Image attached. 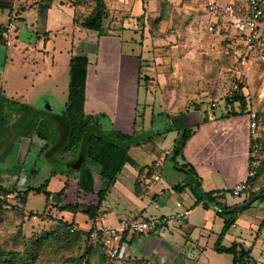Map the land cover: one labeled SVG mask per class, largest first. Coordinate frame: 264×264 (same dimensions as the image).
I'll list each match as a JSON object with an SVG mask.
<instances>
[{
    "label": "rangeland",
    "instance_id": "obj_1",
    "mask_svg": "<svg viewBox=\"0 0 264 264\" xmlns=\"http://www.w3.org/2000/svg\"><path fill=\"white\" fill-rule=\"evenodd\" d=\"M57 1L47 0L52 5L54 4L49 17L51 22L58 18L57 22L60 21L62 26L65 25L60 32H55L54 38L47 44L50 54H56L58 59L57 68L59 69L56 70V73H54L51 57L43 50L45 48L44 37L38 38L36 33L31 31V25L26 21L18 20L19 28L17 33L15 32L12 36L10 46L5 42H0V69L3 70L0 79L2 88L5 90V92L1 90L0 94L8 95L11 100L8 102L0 99V183L6 186L17 184L20 189L24 190L27 184L40 185L54 170L49 188L58 192L64 183L69 185L66 193L61 196L53 192L54 194L48 204H45L43 194H35L32 191V194L30 192L27 197L26 204L14 195H10L8 197L10 205H0V258L1 262L5 264H22L26 258L25 252L29 244L36 242L39 237L45 236L47 232H52L58 228L57 220L60 217L58 207L65 202H75L81 197L77 193L81 171L73 168L77 161L76 156L79 159H84L89 164L85 157V147L88 134L93 131L92 127L88 130L78 149L63 152L62 146L67 141L69 134V122L62 106L54 100L50 102L53 105L51 116L44 118L46 119L45 125L48 132L52 130V137L55 139L54 145L45 148L41 152L38 146L42 142L37 138L35 132L33 136H26L24 133L31 121L37 116L38 106L42 105L41 102H44L43 100L37 102V104L32 102L36 94L35 86L38 82L48 80L54 76L58 77L60 87L64 85L65 81L67 84L69 82V68L67 64L65 67V62H63L65 50L62 54L58 53V50L63 49L66 43L62 39L64 31L66 34L71 33L73 6L76 7L75 15H77V18L75 20L79 25L96 7V0H67L72 6L68 3L59 5V1ZM112 1L114 0H105L107 6V15L104 19L105 29L107 30L110 26H113L115 21L119 26L125 23L126 28H124L126 30L122 29L121 33L123 36L128 37L132 26H137V30L144 32L145 40L144 42L139 40L141 36L139 34L138 39L136 38L137 44L134 47L142 48L143 45V48H149V55L143 60L145 69L153 65L156 67L154 69L156 74L153 76L145 74L141 78V84L137 90V126L140 125V119L145 108H147L146 113L148 114L149 110L154 112L152 129L146 133L145 137L140 138L142 141L140 144L132 145L133 148L139 146L136 148L138 155L143 154L142 156H145L148 161L155 158H161L163 161V157H161L163 154L160 150L161 144L158 143L157 145L158 132L170 124L176 125L179 114L186 119L187 111H183L186 109H190V113L198 116H203L204 113L207 114L208 111L212 110L219 113L225 108V98L231 93L233 86L238 84L239 88L241 85L243 86L244 89L242 90L248 96L249 105L257 112L258 116V138L253 140V145L257 143L258 146L256 154L258 166L255 179L262 181L264 178V45L261 48L248 46L231 27L227 35L218 33L216 31L218 28L210 26L209 20L207 21L204 16V0H173L175 3L172 4L169 0H159V5L157 4L158 0H133L138 6H142L143 3L145 10L142 15L137 17V20H130L135 16L131 15L132 11L129 7H121L118 3ZM8 12V9L0 7V23L8 22ZM28 14L31 17V12ZM159 34L165 39L163 46L156 44L155 38L159 37ZM112 38L114 41H109L106 35L100 37V54L96 59L97 61L95 60L98 65L91 64L89 68L87 92L91 105L95 98L93 92L95 81L104 79L109 85L112 79L118 77L117 69L108 67V63L117 60L118 57L117 55L108 54L106 51V48L118 47L119 37L112 36ZM152 40L154 42L153 46L151 45ZM53 46L57 48H53ZM161 48L163 49L161 50ZM83 49L85 48L77 49L75 53L87 55V51L83 52ZM126 60L124 58V61ZM160 60L163 61V65L157 63ZM126 63L128 62L122 64L121 78L123 80L133 79V75L132 78L128 75L129 68ZM131 67L130 71H132ZM146 83H150L152 88H149L152 91H146ZM130 89L133 96V87H130ZM125 93L129 96L127 91ZM111 99H116L115 95L106 97L105 101ZM147 99L148 106L144 103ZM121 100L125 101L123 92L121 93ZM213 102L216 103L215 106H212ZM21 104H30L32 109H19ZM90 104L88 108H90ZM226 108L229 110V106ZM171 112H174L172 117L163 115ZM38 115L41 118L44 116ZM102 116L97 118L101 119V127L107 130V123L101 118ZM150 119L147 116L146 121H150ZM109 129L107 133L113 131ZM140 134L143 135L142 133L136 134L138 139ZM172 136V134L169 135V137ZM165 144L167 145V142ZM6 146L9 148L7 152L4 151V149H7ZM132 151L134 154L135 151ZM163 162L164 173L166 177L170 178L173 174L172 164L169 160ZM33 168H36L37 172L30 175V170ZM92 176L95 183L98 184L99 173L94 170ZM125 176L119 188L124 190L129 199L138 202L151 197V194L141 195L138 192L139 186L136 184L135 179L130 177L128 173ZM116 191L118 193L117 189ZM117 193L113 192L112 196L110 195L109 204L103 205V209L106 210L104 217L97 219L98 215L92 219L82 211H78L76 222L79 226L86 230L93 228L94 225L103 229L117 228L120 224V218H122V214L117 210V205H114L112 201L118 199L114 196ZM247 193L245 190L235 198L229 194L227 196L230 199H241L246 198ZM98 198V187H95L81 199V205L86 206L89 203H96ZM257 206L256 209L264 206V200L261 203L259 202ZM35 213L37 215H34ZM42 213H44L43 216H41ZM229 238L230 235L226 237L225 245H230ZM212 241V238H209L207 245L203 242L199 245L203 249L204 260L198 264H232L231 255L216 252L212 248ZM50 242L51 238L45 239V244L42 245L40 250L38 245H34L37 251V259L33 264H72L70 263L72 258L80 254L84 247L82 244L81 247L69 244L60 246L58 243L52 244ZM90 246L92 248L90 254L92 257H90L91 264H116L104 254L98 244L90 243ZM172 249L174 250L169 255L167 263V256L160 254L155 257L151 253L153 251L150 252L147 259L150 264L194 263L192 259L184 257L178 248L175 249L172 246ZM9 259L14 261L9 262Z\"/></svg>",
    "mask_w": 264,
    "mask_h": 264
},
{
    "label": "crops",
    "instance_id": "obj_2",
    "mask_svg": "<svg viewBox=\"0 0 264 264\" xmlns=\"http://www.w3.org/2000/svg\"><path fill=\"white\" fill-rule=\"evenodd\" d=\"M58 1L59 5H65L67 3L71 5L68 1ZM169 1L171 4L175 3L173 0ZM205 1L206 0H204L203 3L205 12L204 16L208 21L209 17L206 13ZM217 1L220 3H226L230 0ZM0 2L7 3L11 6L2 7L0 5V7L6 8L9 11L8 22L0 24L7 25L10 21H13L15 22L17 28L10 37L5 34L6 32H4L3 36L5 41L0 40V42H5L8 46H10L12 44V36L15 32L17 33L19 28L18 20L20 19L22 21H26L31 25V31L35 32L38 38L41 36L44 37L45 48H43V50L51 57L54 73H56V70L59 69L57 68L58 59L56 54H50V50L47 49V44L54 38L55 32H60L65 25L62 26L60 21L57 22L58 18H56L54 22H51L49 17L54 4L52 5V3L47 2V0H0ZM112 2L118 3L121 7H129L132 11L131 15L135 16V18H131L130 20H137V17L145 12L143 3L141 4L142 6H138V4H136L133 0H114ZM165 3L167 2L165 1ZM157 4L159 5V0L157 1ZM145 6L148 8L147 5ZM73 7L71 33L66 34L64 31L62 39L66 43L63 49L58 50V53L62 54L65 50L63 62H65V67L67 64L68 68H70V60L74 55H84L75 53V50L85 48L82 51H87V55L85 56L89 59V66L85 112L87 115H91L93 117L92 129L99 133H107L108 128H110L109 130L120 131L128 134L133 132L136 134L142 133L143 135L141 136L140 134L139 139L137 138V135H135L136 138H133L131 141L133 145H137V143L140 144L142 142L140 138L145 137L146 133L153 127L154 112L149 110L150 112L148 114L146 113L147 108H145L140 119V125L137 126V90L141 84V78L145 74L152 76L156 74L154 71L156 67L154 65L146 67L147 70L144 66L143 60L148 57L149 48H143V45L142 48H135L136 46L134 47V45L137 44L136 38L139 34L141 35L139 40L144 42V32L142 30H137V26H132L130 35L125 37L121 33L122 29L126 30L125 23L119 26L118 23L116 24L117 21H115L113 26H110L103 34H100L98 31L86 29L79 25L75 21V18H77V15H75L76 7ZM30 12L31 17L28 14ZM29 18L30 20H28ZM127 21L129 20L127 19ZM260 28L261 38L255 45H251L252 48H261V46L264 45V18L260 22ZM216 31L220 33L219 30ZM234 32L237 33L235 30ZM103 35L108 36L109 41H114L112 36L119 37L120 39L118 41L117 48H106L108 54L110 53L111 55L118 56L117 60L113 62L110 61L108 63V67L110 69H117L118 77L112 79L109 85L104 79L95 81L93 84L95 98L93 100V104L91 105V100L87 92L89 68L91 64L96 66L98 65L96 59L100 54V37ZM155 39L158 46L164 45L165 39L162 35L159 34V37ZM240 39L245 42L242 37H240ZM8 40H10V44L7 43ZM153 43L154 42L152 40V46ZM53 48L57 47L53 46ZM162 49L163 48H161V50ZM124 58L127 60L124 61ZM125 62H128L126 63V66L129 68L128 75L131 76V78L133 75V79L128 78L123 80L121 78V68L122 64ZM157 63L159 65L164 64L162 60ZM132 65L133 67H131ZM130 67L132 71H130ZM2 72L3 70L0 69V77L2 76ZM58 81V77L54 76L48 80L38 82L37 86H35L36 94L32 99V102H34L33 104H37V102L39 103L41 100L44 101L41 102L42 105H39V109H37L40 115H44L42 118L51 116L50 114L53 109V105H51L50 102H52V100L59 103V105L64 109L68 98L69 82L67 84L65 81L64 85L60 87V82ZM146 85V91H152V89H150L152 88L150 87V83H146ZM130 87H133V96L130 93ZM1 90L5 92L2 88L0 79V92H2ZM126 91L129 96L125 93ZM122 92L125 97V101L121 100ZM4 95L8 97V95ZM112 95H115L116 99L105 101L106 97H111ZM144 103L148 106V99L145 100ZM89 104L91 105L89 106L90 108H88ZM150 108L152 109V107ZM236 108L238 109V107ZM227 110L228 109L225 107L219 113L213 110L208 111L206 119H204L206 115L205 113L203 116H198L197 114L190 113V109L183 110L187 111L186 119L183 117L184 127L188 128L192 126L193 131L183 148V154L176 157L175 160L172 159L174 153V143L175 139L178 138L182 132H179L177 127L171 124L158 132L157 145L158 143L161 144L160 150L163 154L161 157H163V161L169 160L172 164L171 169L173 174H171L170 178L166 177L164 173V162L161 158H155L154 160L151 159L148 161L145 156H142L143 154L138 155L139 153L136 151V148L139 146H136L135 148L132 146L130 147L129 154L132 157V161L125 164L123 170L119 173L115 184L111 187L106 195V199L102 203L97 219L104 217L106 210L103 209V205L109 204L108 201L111 198L112 193H117V189V194L119 195L115 194L114 196L118 199L112 201L114 202V205H117L118 212L122 214L120 222L134 218L139 220L156 219L158 221L157 228L154 231L124 233L125 239L123 241H127L129 243L130 253L132 257H134L133 261H148V255L151 251H153L151 253L155 257H158L160 254L165 255V257L167 256V263L169 261V255H171L173 252L172 250H174L172 249L173 246L175 249L178 248V250H181L184 257L192 259L194 262L193 264H198L204 260L203 249L199 246L201 242L207 245L209 238H212V248L214 249V244L221 233L225 219L217 214L216 206L212 203H210L207 208L204 207L202 203H196V196L191 187L185 185L189 180L194 181V177L189 173V169L185 165L187 164L195 169L202 190H216L218 202L229 207L230 211L237 212L236 220L227 232L229 234L226 233L223 237V244L226 237L230 235V245L233 241H239L244 243L245 246L251 248V256L253 259L252 264H264V225L261 227L262 220L264 219V206L256 209L259 202L261 203V201L264 200V197H262V195H258L257 193L260 189H264V178L262 181H258L255 179L257 177L256 175L254 179L252 178L250 180V187L246 189L248 192L246 198L230 199L227 196L229 194L235 198L241 195H234L233 188L246 177L250 167V147L252 137L250 132L249 114L250 111L254 110L251 106H249L245 113L226 115ZM104 111L107 112L104 113ZM101 115H103L101 118L107 123V130H104L103 127H101V119L99 120L97 118ZM163 115L166 117H172L174 112H171L170 114L164 113ZM147 116L151 118L150 121H146ZM179 116L181 115L179 114L178 117ZM171 134L173 136L169 137ZM37 138L40 139V142H42L39 144L40 146H38L40 151L41 148L44 147L46 140L41 139L38 136ZM166 142L167 145L165 144ZM132 150L135 151L134 154L132 153ZM76 159L77 161L81 160L80 165L84 162V159H79L78 156H76ZM157 161L161 162V166L159 168H155L154 166ZM79 166L76 168L78 169ZM87 166L91 170L93 169V171L95 170L98 172L100 176L99 166L92 165L91 163L87 164ZM87 168H84L80 173V183L85 181V176L88 173ZM93 171H91L92 174ZM156 172L161 174V179L158 181L153 179ZM126 173L130 174V177L135 179L136 184L139 186L138 192L141 195L147 196L148 194H151V197L146 200L142 199L138 202L132 201L133 199H129V196L124 193V190L119 188V185L126 177ZM100 185L101 177L99 178L98 184H96L94 180V188L98 187L99 189ZM176 185L184 186L181 189L176 190ZM64 186L67 191L69 185L64 183L61 188ZM89 192L90 191L80 189L78 194L81 197L78 198V201L82 203L81 199L84 198L86 194H89ZM251 192H255L257 195L253 197L251 196ZM64 204H66V202ZM76 214L77 212H61V215H64L66 219H74L75 222ZM76 224L79 226L77 222ZM94 227L101 228L97 225H94ZM117 242L118 240L116 239L113 244H116ZM186 245L188 246L186 247ZM229 255H231V262L233 264V255Z\"/></svg>",
    "mask_w": 264,
    "mask_h": 264
},
{
    "label": "trees",
    "instance_id": "obj_3",
    "mask_svg": "<svg viewBox=\"0 0 264 264\" xmlns=\"http://www.w3.org/2000/svg\"><path fill=\"white\" fill-rule=\"evenodd\" d=\"M67 1V0H61ZM2 7H11L7 3H1ZM107 15V6L105 0H96V7L90 12L84 20L80 23L82 27L90 30L98 31L100 34L106 32L104 26V19ZM76 21V20H75ZM8 24H0V40L5 41L3 33L6 32ZM230 25L221 26L218 28L221 34L227 35V32L230 30ZM88 66L89 59L85 55H74L70 60L69 68V88H68V98L64 106L63 112L66 115L69 122V134L67 141L62 146L63 152H71L78 149L88 130L91 129L93 125V117L87 115L85 112V103L87 100L86 87H87V76H88ZM243 86L239 90H232L231 93L225 98L226 104L225 107L229 106L226 115H236L245 113L248 109L249 99L247 94L242 90ZM0 99L10 102L11 100L4 94H0ZM15 104V102H13ZM239 105V106H238ZM238 107V109L236 107ZM32 109L30 104H21L19 109ZM37 111V110H36ZM39 111H37V116L31 121L28 125V129L24 132L26 136H33L35 134L41 138L45 139L46 143L41 152L51 147L55 143L54 137H52V130L48 132V128L45 125L46 119L39 117ZM207 114L205 115L206 119ZM178 121L175 125L179 132H182L178 138L175 139L174 143V153L172 159L175 160L176 157L183 154V148L190 138L193 129L185 128L184 121L182 116L177 117ZM136 133L131 134L123 133L120 131H112L111 133H99L97 131H91L88 134L86 139L85 147V157L92 165H97L100 168V177L101 185L98 189V200L96 203H89L86 206H82L78 201L69 202L66 204H61L58 207L60 212V217L58 222V228L54 229L52 232H47L45 236L39 237L36 242L30 243L27 251L25 252V260L22 264H33L37 259V251L34 245L42 248V245L45 244V239H50L52 244H59L63 246L64 244L69 245H84L80 254L72 258L70 263L72 264H91L90 257L92 253V248L90 246V236L93 228L83 229L77 226L74 219L68 220L64 215H61L63 211H69L76 213L82 211L89 218H95L100 213V208L103 201L106 199V195L115 184L119 173L123 170L125 164L132 161V157L129 154V149L133 145L131 141L135 137ZM253 139H251L250 153L252 152ZM139 144V143H137ZM7 148V146H6ZM9 148L5 152H7ZM251 160V155H250ZM189 173L194 177V181L189 180L185 185L191 187L192 191L196 196V203H202L204 207H209V204L212 203L216 206L217 214L225 219L224 226L219 234L218 239L214 244V249L219 253H229L233 255V264H252L253 259L251 256V248L245 246L244 243L239 241H233L231 245L226 246L222 244L224 235L230 229L232 224L235 222L237 217V212H232L229 210V207L222 205L218 202L217 191H204L201 188L200 182L197 178V173L192 166L185 164ZM87 163L84 161L78 168V171L86 169ZM88 173L85 176V181L79 184L78 193L80 189L86 191H92L94 189V178L91 173V169L88 167ZM37 172L36 168L30 170V175ZM54 170L51 172L50 176L45 178L44 181L38 186H32L27 184L24 190L20 189L17 184L6 186L0 183V205H10L8 202V197L14 195L22 203H27V197L30 192L35 194H43L45 196V204L51 199V196L54 194L48 188L51 176L53 175ZM21 174V173H19ZM257 175V174H256ZM255 178V177H254ZM184 185H176L175 189L179 190ZM66 192V187L64 186L58 192H55L57 195H63ZM258 195L264 197V189H260L257 192ZM257 194L251 192V196L255 197ZM34 215H37L35 213ZM44 213L41 214L43 216ZM56 217V216H54ZM264 225V219L262 220L261 227ZM50 236V238H49ZM125 239V235L122 240ZM87 243V244H86ZM89 244V245H88ZM92 244V243H91ZM87 246V247H86ZM101 250L104 252L103 247L98 244ZM106 255V253L104 252ZM32 255V257H31ZM22 257V256H21ZM92 258V257H91ZM8 261V260H7ZM14 260L9 259V262ZM0 264H5L1 262Z\"/></svg>",
    "mask_w": 264,
    "mask_h": 264
},
{
    "label": "built area",
    "instance_id": "obj_4",
    "mask_svg": "<svg viewBox=\"0 0 264 264\" xmlns=\"http://www.w3.org/2000/svg\"><path fill=\"white\" fill-rule=\"evenodd\" d=\"M206 13L209 17L210 26L221 27L230 25L248 45H255L261 38L260 22L264 18V0H230L226 3H220L217 0L205 1ZM16 24L13 21L8 23L6 35L9 37L16 30ZM10 44V40L7 41ZM233 90H239V85L235 84ZM216 103H212L215 106ZM250 132L253 140L258 138V116L255 111H250ZM251 152L250 167L247 175L233 188L234 195H240L243 191L250 187V180L257 174L258 160L256 154L258 152L257 143L253 145ZM155 168L161 166V162L155 163ZM155 181L161 179V174L156 172L153 176ZM158 221L130 219L120 222L117 228H98L94 227L90 242L100 244L106 255L116 264H150L149 261H133L130 253V245L127 241H123V235L128 233L150 232L157 228ZM116 244H113L115 240Z\"/></svg>",
    "mask_w": 264,
    "mask_h": 264
},
{
    "label": "water",
    "instance_id": "obj_5",
    "mask_svg": "<svg viewBox=\"0 0 264 264\" xmlns=\"http://www.w3.org/2000/svg\"><path fill=\"white\" fill-rule=\"evenodd\" d=\"M80 163H81V160L77 161L76 164L73 165V168L78 167L80 165Z\"/></svg>",
    "mask_w": 264,
    "mask_h": 264
},
{
    "label": "bare ground",
    "instance_id": "obj_6",
    "mask_svg": "<svg viewBox=\"0 0 264 264\" xmlns=\"http://www.w3.org/2000/svg\"><path fill=\"white\" fill-rule=\"evenodd\" d=\"M264 32V31H263ZM93 227V226H92ZM141 261V260H140Z\"/></svg>",
    "mask_w": 264,
    "mask_h": 264
}]
</instances>
